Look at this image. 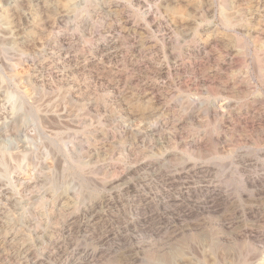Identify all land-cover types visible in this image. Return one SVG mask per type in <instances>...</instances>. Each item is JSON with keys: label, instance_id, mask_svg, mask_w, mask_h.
Listing matches in <instances>:
<instances>
[{"label": "rangeland", "instance_id": "374dc122", "mask_svg": "<svg viewBox=\"0 0 264 264\" xmlns=\"http://www.w3.org/2000/svg\"><path fill=\"white\" fill-rule=\"evenodd\" d=\"M262 260L264 0H0V264Z\"/></svg>", "mask_w": 264, "mask_h": 264}, {"label": "bare ground", "instance_id": "6f19581e", "mask_svg": "<svg viewBox=\"0 0 264 264\" xmlns=\"http://www.w3.org/2000/svg\"><path fill=\"white\" fill-rule=\"evenodd\" d=\"M24 152H25V151H24ZM24 152H23V153H24ZM27 153H29V152H27ZM25 156H26V153L23 155V157H25ZM198 255H199V253H198ZM199 256H200V255H199ZM207 256H208V255H207ZM203 257H204V256H203ZM198 258H199V257H198ZM218 258H219V257H218Z\"/></svg>", "mask_w": 264, "mask_h": 264}, {"label": "clouds", "instance_id": "9594fccd", "mask_svg": "<svg viewBox=\"0 0 264 264\" xmlns=\"http://www.w3.org/2000/svg\"><path fill=\"white\" fill-rule=\"evenodd\" d=\"M260 264H264V260H262V261L260 262Z\"/></svg>", "mask_w": 264, "mask_h": 264}]
</instances>
